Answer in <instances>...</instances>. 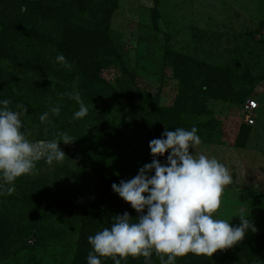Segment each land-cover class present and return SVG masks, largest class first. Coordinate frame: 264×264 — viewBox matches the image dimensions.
Listing matches in <instances>:
<instances>
[{"label": "rangeland", "instance_id": "374dc122", "mask_svg": "<svg viewBox=\"0 0 264 264\" xmlns=\"http://www.w3.org/2000/svg\"><path fill=\"white\" fill-rule=\"evenodd\" d=\"M23 1L31 0H0V47L4 44L1 42L3 25L8 28L7 18L18 25L19 19L16 18L21 12L17 6ZM108 1L111 12L109 28L114 41L122 49L124 65H132L130 69L137 67V87L148 90L157 78L164 56V35L169 36L168 49L199 62L197 67H200V71L197 73L202 78L205 75L209 77L208 90L211 94L204 91L198 93V100L193 105L188 100L183 102L185 109L182 110V127L190 130L196 126L203 141L196 146V153L203 152L216 157L229 168L233 176V183L226 186L222 195L216 218L230 220L231 225L238 226V215L248 214L246 218L255 226L256 231H248L238 244L251 239L249 233L258 237L263 235L264 0ZM99 2L90 1L93 11L99 7ZM85 17L87 15L67 7L63 13L57 14L56 20L78 22ZM38 28L46 32L54 30L45 22L40 23ZM22 42L5 52L9 58L0 59V99H8L9 107L13 110L17 104L27 103L28 110L23 117V131L27 138L33 142L47 141L35 140L33 134L38 127L50 130L54 124L71 125L72 128L84 124L86 128L93 126L92 130L110 128L111 132L102 150L97 153L89 151L87 155L82 153L85 144V147L79 146L83 144L81 140L78 144L59 142V147L66 155L62 162L48 164L45 158H41L37 161L36 174L17 178L15 190L11 194L5 191L0 195V222L9 226L3 238L5 244L0 245V264H71L79 227V223H71L74 212L70 214L67 211V217H59V211L49 210L48 207L41 210L37 206L32 212L36 190L31 179L40 175L41 181L52 188L59 185L67 195L76 196V200L81 199L85 204L81 184L77 188L80 172L76 170L75 163L91 161L101 164L124 180H129L153 159L149 142L161 137L166 127L168 129L172 115H165L168 116L165 119L161 115L162 109H153L151 104L142 101V97L130 87L127 74L119 62L109 63L101 69L100 76L110 85L111 90L97 101L82 92L79 76L70 77L75 68H69L70 74L65 81L63 77L57 80L52 77L54 74L44 65L50 53L45 46L38 48L35 53L37 59H34L31 66L32 72H29L27 65L17 62L15 58V55H21L19 48ZM168 63L172 65L171 61ZM36 70L40 71L39 76L32 78ZM165 70L171 73L169 67ZM33 79L44 82L45 88H49L48 94H51V103L41 108L38 107ZM169 80L172 85L164 83L161 86L163 103L173 98L175 93L172 91L176 85L172 83L171 77ZM74 89L79 91L89 109L83 119L74 117L79 105L65 95ZM249 99L258 103L252 125H248L242 115ZM57 103L61 106L59 116L49 111ZM102 110L100 116L103 118L100 119L95 115ZM44 112H49V118L42 123L39 117ZM175 127L181 126L176 124L170 131H174ZM66 132L71 134L70 130ZM90 140L88 138V145H91ZM166 157L167 152L157 158L161 163H166ZM33 224L39 229L33 230V235H26V226ZM225 250H217L215 254L217 257L224 256L232 251L231 248ZM213 255L210 258L216 262ZM237 259L234 257L230 262L225 259L226 264H235ZM218 260L224 264L221 258Z\"/></svg>", "mask_w": 264, "mask_h": 264}, {"label": "trees", "instance_id": "16d2710c", "mask_svg": "<svg viewBox=\"0 0 264 264\" xmlns=\"http://www.w3.org/2000/svg\"><path fill=\"white\" fill-rule=\"evenodd\" d=\"M90 1H23L17 6L21 12L20 16L16 18L19 19L18 25H14L8 18L6 19L8 28H4L5 25H3L1 42H4V44L0 47V59L9 58L10 56L5 52L23 40L20 45L21 48H19L21 55H15V58L16 60L18 59L17 62H24L29 72H32L31 66L34 63V59H37L35 53L38 52V48L45 46L50 53L44 65L54 74L52 77L56 78V80L58 77H63L62 80L65 81L70 74L69 68H75V71L70 77L79 76L82 92H86V95L92 96L97 101L104 97L106 92L109 93L111 90L110 85H107L100 76L101 69L110 65L109 63L119 62L122 64L121 69L127 74L126 78L130 87L142 97V101L144 100V102L151 104L153 109H162L161 115L165 119L166 117L168 118L165 115H169V113L172 115L170 117L171 121H167L169 123L168 129H173L172 127L176 124H180L182 127L184 124L182 110L185 109L183 102L188 100L193 105L198 100V93L204 91L208 92L207 94H211L208 90L209 77L205 75L202 78L197 73V71H200L198 70L200 67H197L199 62L168 49L169 36L164 35V56L159 65L160 68L159 73H157V78L154 79V86L152 85L148 90L137 87L135 83V78L138 73L136 70L137 67L130 69L132 65H124L122 49L114 41L115 39L109 28L111 12L108 7L110 2L108 0H100L99 7L93 11L94 7L90 4ZM67 7L83 15H87V17L81 18L78 22L68 20L58 22L56 20L57 14L63 13ZM53 20H56V22L51 24ZM44 22L48 25L50 24L54 30L46 32L39 29L40 23L42 24ZM8 31L10 34H8ZM60 53H63L67 58L70 67H65L62 63L57 62L56 57ZM169 61L172 62V65L168 63ZM166 67L170 68L171 73H166ZM39 72L38 70L34 71L32 78H38ZM168 75L169 78L171 77L173 79L172 83L176 85L174 91H172L175 93H173V98L167 99V102L163 103L161 86H164V83L168 86L171 84V81L167 78ZM33 80V88L36 90L38 107L41 108L44 104L51 103V94H48L49 88H45L43 85L44 82H37L36 79ZM152 88L155 90L151 91ZM164 101L166 100L164 99ZM157 103L161 104L156 105ZM21 104H24L28 110L27 103L21 102ZM101 114H103V110L95 116L102 119ZM83 125L79 124L72 128L71 125L56 126L54 124L50 130H46L44 127L42 129L38 127V130L33 135L35 140L49 141L57 138L59 133L70 130L71 134L69 135L75 139L72 142L78 144L81 140L83 144L79 145L80 148L86 146L84 148L85 150H82L84 155H87L89 151L97 153L99 150H102L107 141V135L111 132L110 128L105 129V127H101L92 130L93 126L86 128ZM88 138L91 139V145L87 144ZM40 163L43 164L42 162ZM75 165L76 170L80 172L77 180V188L81 184L83 190L82 199L87 204L82 203L81 199L76 200V196L67 195L57 184L52 188L45 181H41L40 175H36L34 179H31V183L36 190V196L33 198L35 205L32 206L31 211H35V206L41 210L48 207L49 210L55 209V211H59L61 213L58 214L59 217H67V211L71 212L70 214L74 212L71 217L72 221L68 219L72 224L79 223V227L77 231L75 230L77 239L75 241L71 264H87V256L91 251L88 237L105 227H110L113 222L112 217L116 214L128 212L133 221H135L138 213H136L129 203L125 202L112 190L111 185L113 183L119 184L120 180H124L123 178L113 173L107 167L91 161H80L77 164L75 163ZM84 176L87 178V181ZM37 228L35 224L32 226L27 225L25 234L33 235V230L37 231ZM8 229V225L0 222V245L5 244V239L3 238ZM249 234H251V239L246 240L242 244L233 245L231 247L232 251L229 253L225 252L226 255L217 257L214 252V255H212L216 262H212V258L210 256L206 258L204 254L188 253L183 257H178L176 264H222L218 260L219 258L226 264L225 259L230 262V259L233 260L234 257L238 258L235 264H264V234L259 237L253 233ZM102 262L103 264H113L111 258H102ZM122 264H144V258H133L129 256L126 260H122ZM152 264H160L155 254L152 256Z\"/></svg>", "mask_w": 264, "mask_h": 264}, {"label": "clouds", "instance_id": "9594fccd", "mask_svg": "<svg viewBox=\"0 0 264 264\" xmlns=\"http://www.w3.org/2000/svg\"><path fill=\"white\" fill-rule=\"evenodd\" d=\"M56 60L70 67L63 53ZM65 95L79 105L74 117H86L89 109L79 91L74 89ZM9 103L8 99H0V195L5 191L11 194L17 178L36 174L41 158L48 164L62 162L66 155L59 142L68 144L75 140L67 132L45 142L29 140L23 131L27 107L17 104L13 110ZM49 111L59 116L60 104L51 106ZM48 118L49 112L39 117L42 123ZM202 143L196 126L190 130L175 127L174 131L166 127L161 137L149 142L151 162L144 164L133 178L111 185L138 213L137 219L133 221L128 212L116 214L110 227L90 235L87 264H103L102 258L122 264L129 256L143 257L144 264H152L153 254L160 264H176L178 257L188 253L211 257L217 250L243 241L248 231H256L246 218L248 214L238 215V226L216 218L233 176L216 157L196 153V146ZM166 152V163H161L157 157Z\"/></svg>", "mask_w": 264, "mask_h": 264}, {"label": "built area", "instance_id": "2783aa9c", "mask_svg": "<svg viewBox=\"0 0 264 264\" xmlns=\"http://www.w3.org/2000/svg\"><path fill=\"white\" fill-rule=\"evenodd\" d=\"M258 109V103L254 99L247 100L242 115L244 121L248 125H252L255 122V111Z\"/></svg>", "mask_w": 264, "mask_h": 264}]
</instances>
